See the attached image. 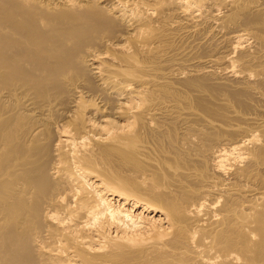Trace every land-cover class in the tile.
<instances>
[{
  "label": "bare ground",
  "instance_id": "6f19581e",
  "mask_svg": "<svg viewBox=\"0 0 264 264\" xmlns=\"http://www.w3.org/2000/svg\"><path fill=\"white\" fill-rule=\"evenodd\" d=\"M0 264H264V0H0Z\"/></svg>",
  "mask_w": 264,
  "mask_h": 264
}]
</instances>
